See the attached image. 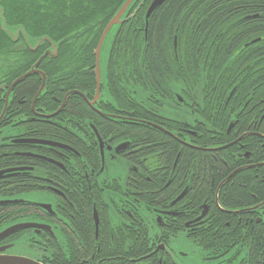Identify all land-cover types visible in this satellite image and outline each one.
Listing matches in <instances>:
<instances>
[{
  "label": "flooded vegetation",
  "instance_id": "obj_1",
  "mask_svg": "<svg viewBox=\"0 0 264 264\" xmlns=\"http://www.w3.org/2000/svg\"><path fill=\"white\" fill-rule=\"evenodd\" d=\"M247 43L224 62L204 55V92L196 90L197 68L187 61L182 85L173 90L169 82L160 85L140 60L120 73L117 64L124 61L117 51L107 68L108 88L101 81L98 89L96 80L86 90H58L52 94L54 110L33 102L29 117L41 124L3 123L14 99L12 89L7 91L0 121V200L22 201L0 204V220L4 213L25 215L0 229L22 220L50 224L52 232L30 226L0 244L20 237L21 247L11 248L45 264H264V245L258 247L264 241V196L240 206L223 199L229 180L255 179L264 186V62L254 67L259 59L241 50ZM138 57L137 51L130 55L131 61ZM228 64L236 72L246 64L248 76L226 74L221 68ZM210 67H219L214 76ZM251 92L258 107L238 108ZM76 101L80 108H74ZM242 113L248 115L241 118ZM166 142L177 147L169 157ZM39 192L48 197L23 196ZM54 240L61 254H69L64 241L71 244L69 263L47 257Z\"/></svg>",
  "mask_w": 264,
  "mask_h": 264
},
{
  "label": "trees",
  "instance_id": "obj_2",
  "mask_svg": "<svg viewBox=\"0 0 264 264\" xmlns=\"http://www.w3.org/2000/svg\"><path fill=\"white\" fill-rule=\"evenodd\" d=\"M123 1L0 0V6L4 10L3 16L8 26L11 28L22 26L30 42L35 39L39 40L43 35L50 38L45 39L36 49H32L22 30L18 31L16 40L12 39L2 29L0 18V59L3 58L5 61V69L0 74V113L4 108V95L12 82L27 72L39 57L52 47L53 42L58 44L57 56L48 54L38 65V68L47 75L44 89L36 96L42 84V76L39 73H32L19 81L12 88L11 94L14 99L9 102L14 103L11 105L9 103L2 120L3 123L15 122L12 126L41 124L29 117V114L30 116L33 114V102H36L37 108L42 105L44 111L45 108L54 110L58 107V102L52 94L57 93L58 90L64 93L71 88L86 90L95 86L96 56L94 51L105 26L116 14ZM150 1L152 0H139L136 3L138 9L135 17L139 23L143 17V31L145 13ZM176 34L181 36V39L177 41V53L174 44ZM255 37L261 38L250 42L249 46L241 50L263 63L264 58L260 56L264 54V0H165L150 17L146 38L144 31L140 63L148 67L151 75L158 80L160 85L167 86L169 82L173 90L180 89L182 83L179 77L177 79L173 77L176 73V65L187 61L190 68H197L200 66L198 60L203 59V55H206L208 59L212 57L213 61L224 62L233 49L242 47L244 42L251 41ZM179 45H181V61L178 57ZM108 65L109 63L104 71L106 78H108L106 76ZM213 69L217 72L219 67L211 68ZM202 70L204 72L200 76L203 79L199 78L196 84V90L199 92L202 89L204 92L205 84H207L205 75L209 72L205 65L200 66L199 71ZM259 74H263V77H260L263 80L264 70H261ZM262 91L264 90L261 85L259 93ZM252 92L248 95L251 102L248 103L247 109L258 107L255 106L257 100L254 101L256 98L252 97ZM21 95H24L25 100L20 102ZM75 104L74 108L81 107L78 101ZM210 105L211 103L206 101L209 111ZM65 107L64 111L67 112L68 106ZM11 108L15 113L7 117V114L9 116L13 112ZM225 110L228 112V108ZM247 115V113H242L240 117ZM64 134L69 136L68 133ZM165 144L168 157L172 156L175 148L177 151L176 143L166 142ZM162 175L165 176L164 173ZM232 181L229 180L223 193L226 204L245 205L264 196V186L256 184L255 179L245 178L242 182L239 179ZM163 183L161 182L158 186L153 183L150 189L160 188ZM143 186L149 189L148 184H143ZM4 214V217L8 216L0 220V227L25 215V213L22 215V211L12 217L11 214ZM3 221L5 222L2 223ZM81 223L87 225L84 220H81ZM16 241L21 242V238L17 237ZM53 242L54 252L51 251L49 258L53 262L69 263L71 244L64 241L63 247L66 252L69 251V254H61L58 243L55 240ZM261 243L258 247L264 245V241Z\"/></svg>",
  "mask_w": 264,
  "mask_h": 264
},
{
  "label": "water",
  "instance_id": "obj_3",
  "mask_svg": "<svg viewBox=\"0 0 264 264\" xmlns=\"http://www.w3.org/2000/svg\"><path fill=\"white\" fill-rule=\"evenodd\" d=\"M165 0H152L146 10L145 13V38L148 35V29H149V21H150V17L152 16L153 12L164 2ZM133 2V0H124L123 3L121 4V6L119 7V9L117 10L116 14L112 17V19L108 22V24L105 26L101 37L99 39V42L97 44V47L95 48V56H96V66H95V70H96V80L98 83V89L101 86V77H102V60H101V56H102V52L105 49V45L107 42V38L109 36V34L111 33V31L113 30L114 26L116 24L122 23L123 22V15L128 12V8L130 6V4ZM3 7L0 6V18H1V27L2 29L12 37V39L16 40L17 36H18V31L22 30L25 34V37L27 39V43L30 46V48L32 49H36L38 47L39 44H41L45 39H50L47 35H43L39 38V40L35 39L32 42H30L29 36L27 33H25L24 28L22 26H16L14 28H11L10 26L7 25L6 23V19L3 16ZM57 42H53L52 47L48 48L40 57L39 59L31 66V68L23 73L22 75H20L19 77H17L12 84L10 85L8 92L19 82L21 81L24 77L32 74V73H39L42 76V84L36 94V96L38 94L41 93V91L44 89V85L46 83L47 80V75L46 73L38 68V65L40 64V62L43 60L44 57H46L48 54H50L51 56H57ZM145 52V50L143 51V53ZM142 57H144V55H142ZM84 94V93H82ZM35 96V97H36ZM7 100L6 99V105H7ZM96 101V97L95 100ZM6 109V106H4V110L2 111V114L0 115V121L1 118L4 114V111ZM101 148H103V144L101 146ZM120 148V145L117 147V149ZM103 155V153H102ZM8 171V170H7ZM4 171H0V174H2ZM18 201H22V199H3L0 200V204H6L8 202H18ZM48 207V208H47ZM46 208L49 210H52L51 205L49 204ZM52 213V211L50 212ZM97 217V216H96ZM96 222H98V220L96 219ZM30 226H35V227H39V228H44L50 232H52V227L50 224H46V223H40V222H34V221H29V222H23L22 220L20 221H16L8 226H5L4 228L0 229V240H2L3 238H5L6 236L10 235L11 233H14L20 229L26 228V227H30ZM12 242L11 243H7V244H0V264H45L44 262L35 259L31 256H28L26 254L23 253H12V252H8V248H10L12 246Z\"/></svg>",
  "mask_w": 264,
  "mask_h": 264
},
{
  "label": "rangeland",
  "instance_id": "obj_4",
  "mask_svg": "<svg viewBox=\"0 0 264 264\" xmlns=\"http://www.w3.org/2000/svg\"><path fill=\"white\" fill-rule=\"evenodd\" d=\"M138 1L139 0H133V2L130 4V6L127 10L128 12H126L122 16L123 22L116 24L114 26L113 30L111 31V33L109 34L108 38H107L105 49L102 52V56H101V60H102V69H101L102 70V79H101V81L103 84H106L105 88H108V84H107L108 79L106 77H104V73H105L104 71L106 70V65L109 63L111 58H113L112 56L115 55L116 51H117L118 58L120 60L124 61V66H125V67L122 66L120 63L117 64V70L120 73L129 71V70L131 71L135 67V61L139 62V60L141 58L140 53H141V45L143 44V40H144V31L142 30L143 17L140 20V23L137 20V17H135L136 11L138 9V6H137L138 4H136V3ZM144 13H145V11H144ZM234 22H236V19H234ZM256 38L257 37H255L254 39L249 41V43L256 41ZM178 39H181V36L176 34L175 35V42H174L176 53H177V44H178L177 41H178ZM249 43H247L245 46H247ZM136 44H138V46H136ZM134 51H137L139 53V57L134 59L133 61H131L130 55H133ZM178 52H179L178 57H179V60L181 61V45H179V51ZM121 53L124 54L125 59L123 58V56H121ZM203 58H204V55H203ZM201 61H202V59L200 58V61L198 60V63L200 64ZM261 63H262L261 60L255 61L254 67L259 66ZM4 64H5V61L3 58H1L0 59V74L5 69ZM245 65L246 64L240 66L236 72L234 67L231 66L230 64H228L224 69H222V71H224L226 74H231V73L237 74V76L245 79L248 76L247 75V67ZM183 68H184L183 63L181 62V65L179 63V66L176 70V73L173 75V77H176V79H177V77H180V74L182 73ZM199 69H200V66L197 67L196 78L197 79H199V78L203 79V77L200 76V74H199ZM201 69H203V68H201ZM215 73H216V69L211 70L210 76H214ZM250 102H251L250 97L249 96L245 97L243 99V101L240 103V105H238V108H243V110H244L245 106ZM23 196L27 197V198H35L36 200H39V199L43 200V199H46L48 197V194L45 192L29 193V194L25 193V194H23ZM29 216L32 217V214H29ZM11 242L15 245L18 244L21 247V242H18L16 240H13ZM4 244H7V243H4ZM11 247L8 248V250H7L8 252L22 253V252L17 251L16 249H12ZM50 249L51 248H48V250H50ZM51 251H49V253L47 254V257H50V255L52 254Z\"/></svg>",
  "mask_w": 264,
  "mask_h": 264
},
{
  "label": "bare ground",
  "instance_id": "obj_5",
  "mask_svg": "<svg viewBox=\"0 0 264 264\" xmlns=\"http://www.w3.org/2000/svg\"><path fill=\"white\" fill-rule=\"evenodd\" d=\"M187 156V155H186ZM181 163V162H180ZM202 164V163H201ZM200 167V166H199ZM228 171V170H227ZM183 172V171H182ZM199 176V175H198Z\"/></svg>",
  "mask_w": 264,
  "mask_h": 264
}]
</instances>
